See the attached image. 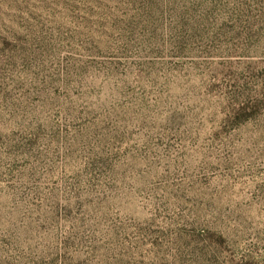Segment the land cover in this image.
<instances>
[{"label":"rangeland","instance_id":"obj_1","mask_svg":"<svg viewBox=\"0 0 264 264\" xmlns=\"http://www.w3.org/2000/svg\"><path fill=\"white\" fill-rule=\"evenodd\" d=\"M0 264H264V0H0Z\"/></svg>","mask_w":264,"mask_h":264}]
</instances>
